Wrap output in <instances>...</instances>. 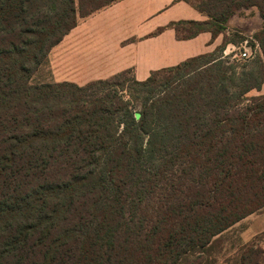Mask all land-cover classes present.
<instances>
[{
  "label": "trees",
  "instance_id": "trees-1",
  "mask_svg": "<svg viewBox=\"0 0 264 264\" xmlns=\"http://www.w3.org/2000/svg\"><path fill=\"white\" fill-rule=\"evenodd\" d=\"M115 1L0 0V264H213L215 238L264 208V93L250 94L264 84V0H186L206 20L152 36L222 43L144 80L33 81ZM250 7L262 27L227 33ZM246 40L262 55L227 60ZM220 264H264V232Z\"/></svg>",
  "mask_w": 264,
  "mask_h": 264
},
{
  "label": "crops",
  "instance_id": "crops-1",
  "mask_svg": "<svg viewBox=\"0 0 264 264\" xmlns=\"http://www.w3.org/2000/svg\"><path fill=\"white\" fill-rule=\"evenodd\" d=\"M82 19L86 20L78 22L64 38L81 24L87 36L96 38V79L131 68L138 80H144L152 70L212 52L224 37L221 33L212 39L211 32H202L194 38L178 40L172 28L152 36L158 28L172 21L206 20V16L186 0H117ZM262 24L263 19L256 7L244 8L230 18L227 33L236 28L252 35ZM130 37H135V41L123 46L122 42ZM228 45L236 46L235 43ZM254 91L264 93V84L260 90Z\"/></svg>",
  "mask_w": 264,
  "mask_h": 264
},
{
  "label": "rangeland",
  "instance_id": "rangeland-1",
  "mask_svg": "<svg viewBox=\"0 0 264 264\" xmlns=\"http://www.w3.org/2000/svg\"><path fill=\"white\" fill-rule=\"evenodd\" d=\"M83 20L86 19L81 18L79 23H82ZM86 32L83 24H81L80 28L74 30L70 36H67L62 42L53 47L48 54L47 64L38 70L33 81H72L83 85L96 80V38L87 36ZM235 34L241 35L234 32L230 38L238 41L239 38ZM131 41H135V37L124 40L122 45L129 44ZM253 44V46H250L253 55L249 58V61L258 55H262L259 44L257 42ZM240 45L241 43H236V46ZM136 50L138 53L141 52L140 48ZM236 51L238 50L233 45L226 46L224 55L227 60L232 63H235L234 61L239 63L247 61V59L234 56ZM133 74V72L130 73V75ZM250 94L258 93L253 90ZM263 232L264 208L249 214L215 238L212 250V257L215 260L213 264L222 263L226 258L234 255L243 245L248 244Z\"/></svg>",
  "mask_w": 264,
  "mask_h": 264
},
{
  "label": "built area",
  "instance_id": "built-area-1",
  "mask_svg": "<svg viewBox=\"0 0 264 264\" xmlns=\"http://www.w3.org/2000/svg\"><path fill=\"white\" fill-rule=\"evenodd\" d=\"M238 51L234 54V56H238L244 59H249L253 55L252 49L248 46V41H244L240 46H234Z\"/></svg>",
  "mask_w": 264,
  "mask_h": 264
}]
</instances>
